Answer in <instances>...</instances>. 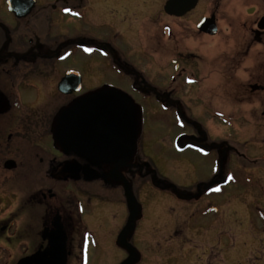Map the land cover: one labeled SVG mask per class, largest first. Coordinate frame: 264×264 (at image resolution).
<instances>
[{"label": "flooded vegetation", "instance_id": "af4514ba", "mask_svg": "<svg viewBox=\"0 0 264 264\" xmlns=\"http://www.w3.org/2000/svg\"><path fill=\"white\" fill-rule=\"evenodd\" d=\"M213 39L225 42L218 67ZM211 73L220 80H209ZM213 88L225 95L235 89L242 100L264 94V0H0V264L44 250V233L56 222L67 235L68 264H86L84 219L117 233L125 254L117 264L133 254L132 264H168L140 255L141 227L169 230L155 238L162 249L173 240L190 248L222 245L229 184L222 171L191 186L183 199L190 210L172 216L164 210L168 193H155L159 169L197 167L196 155L224 162L227 135L217 128L223 117L253 118L211 113L206 96ZM88 98L125 126L108 147L98 134L84 140L82 120L79 129H65L67 137L60 130L64 115L76 119L73 109L82 110ZM168 116L188 120L189 132L164 144L147 122ZM175 149L190 151L191 159L177 160ZM128 186L138 201L126 237L133 253L121 242L131 217ZM192 206L205 216L213 211L211 227L192 221ZM143 208L152 214L140 218Z\"/></svg>", "mask_w": 264, "mask_h": 264}, {"label": "rangeland", "instance_id": "374dc122", "mask_svg": "<svg viewBox=\"0 0 264 264\" xmlns=\"http://www.w3.org/2000/svg\"><path fill=\"white\" fill-rule=\"evenodd\" d=\"M210 46L211 54L217 56V62L213 63L214 67L223 65L219 60L224 56L222 50L225 48V42L213 39ZM219 77H221L219 73H211L209 80H220ZM221 91V89L213 88L211 93L206 96L212 105L211 113H220V111L231 113L239 111L241 114L242 112L254 113L253 118L248 119L244 116L241 121L236 118L223 117L219 125L217 124V128L227 135L226 143L229 146L225 147L222 153L228 157L220 164L218 161L214 162V160H218V157L214 155L210 160L203 158L202 155H196V160L200 163L196 162L197 167L190 164L195 170L192 171L193 173L187 172L190 167L188 164L178 166V172L172 169H159L162 181L155 193L157 195L168 193L164 210H171L169 214L172 216L174 212L179 213L180 210L190 206L183 199H187L191 186L206 181L215 172L222 171L229 182L225 193L226 215L223 218L227 234L223 236L222 245L212 248L211 246L205 247L203 243L201 244L204 247L196 245L198 242L194 243L196 246L194 248H190L194 245L188 246L190 243L185 246L181 243L178 246L177 242L173 240L162 249V245H156L155 238L156 236L160 237V233L166 235L169 230L167 231L164 227L162 231L156 232L153 226L148 229L141 227L137 234L142 235V241L136 247L146 261L159 263L160 258L164 257L163 260L168 264H264V94H260L253 100H242L234 93L235 89L228 88L226 95ZM247 101L248 103H246ZM198 111L203 113V106L195 105V112ZM169 117H160L147 122L149 129H158L161 132L163 136L160 137L164 138V144L175 141L174 135L182 136L181 134L187 135L189 132L188 120ZM212 132L214 131L212 130ZM183 144L185 143L181 139L178 145L183 148ZM172 152L179 161L185 162L186 159H191L190 151L184 150L179 153L175 149ZM227 158L229 159L227 160ZM196 176L200 177L193 181ZM122 209L128 212L125 204L122 205ZM187 209L190 210V208ZM193 212L195 213L193 222L197 220V223L200 222L203 227L212 226L213 211H207L206 216L203 211L199 212L196 208L193 209ZM151 214V210L143 208L140 218L143 217L142 215ZM23 221H25V217ZM95 223L98 226V223ZM95 225L90 220L84 219L83 221V229L90 230V250L87 254L86 264H117L120 257L125 255L119 247L117 233L100 232ZM174 230L175 228H171L169 234ZM199 236L200 239H203L202 235ZM197 239L199 238L195 237V240ZM186 246L189 248L186 249ZM205 250H207L206 257ZM211 257L214 259H210ZM163 260L162 262H164ZM69 264H77V262L71 260Z\"/></svg>", "mask_w": 264, "mask_h": 264}, {"label": "water", "instance_id": "95a60500", "mask_svg": "<svg viewBox=\"0 0 264 264\" xmlns=\"http://www.w3.org/2000/svg\"><path fill=\"white\" fill-rule=\"evenodd\" d=\"M172 2V1H171ZM83 109L77 110L73 109V114L76 116V119H72L71 112L68 115H64L62 119V124L60 126V130L64 129H79V126L83 124V134L84 140L90 141L92 139H96L95 135L98 134L100 142L105 144V147L111 145V142L115 138H119L121 134V130L125 129V126H122L117 123L116 119H111L104 117L101 109L104 107L101 103H98L97 100L95 101L93 98L86 99L83 104ZM71 116V117H70ZM79 118H78V117ZM83 116V118H82ZM79 119V120H78ZM126 130V129H125ZM73 136V135H72ZM69 138V135H68ZM90 139V140H89ZM107 140V141H106ZM109 151V149H106ZM97 177V176H95ZM127 197L129 202V207L131 209V217L123 229L121 233V242L125 247H128L131 253L134 252V248L127 243L126 237L129 232L133 230L135 227V218L138 216V201L133 195L130 187H127ZM55 223L56 230L51 232H45L44 238L48 239V246L44 250H39L36 254H32V256L22 259L19 264H67L68 263V256L69 252L67 251V235L62 227L59 224V227ZM136 257L134 254L124 263L122 264H132L135 261Z\"/></svg>", "mask_w": 264, "mask_h": 264}]
</instances>
